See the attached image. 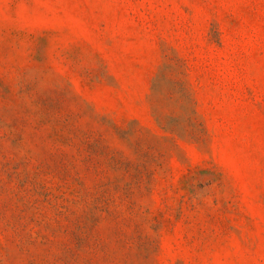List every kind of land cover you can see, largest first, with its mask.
Returning a JSON list of instances; mask_svg holds the SVG:
<instances>
[{"label":"rangeland","instance_id":"rangeland-1","mask_svg":"<svg viewBox=\"0 0 264 264\" xmlns=\"http://www.w3.org/2000/svg\"><path fill=\"white\" fill-rule=\"evenodd\" d=\"M0 264H264V0H0Z\"/></svg>","mask_w":264,"mask_h":264}]
</instances>
